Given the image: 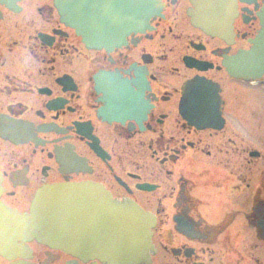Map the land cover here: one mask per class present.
<instances>
[{
	"label": "flooded vegetation",
	"instance_id": "flooded-vegetation-1",
	"mask_svg": "<svg viewBox=\"0 0 264 264\" xmlns=\"http://www.w3.org/2000/svg\"><path fill=\"white\" fill-rule=\"evenodd\" d=\"M55 187L148 264H264V0H0V264H107L22 230Z\"/></svg>",
	"mask_w": 264,
	"mask_h": 264
},
{
	"label": "water",
	"instance_id": "water-1",
	"mask_svg": "<svg viewBox=\"0 0 264 264\" xmlns=\"http://www.w3.org/2000/svg\"><path fill=\"white\" fill-rule=\"evenodd\" d=\"M82 191L73 187L46 189L39 195L50 198V203L41 207L39 200L31 216L23 218L22 230L27 227L38 230L42 227L45 229L44 236L67 246V251L73 254L77 252L74 240L80 237L81 253L96 254L107 264H148L150 252L153 251L151 230L154 220L136 206L115 203L98 216L88 214L78 218L77 204L75 208L74 202L81 197ZM78 227L80 229L76 231ZM66 239L69 243H63L62 240ZM99 241L110 243L109 249L94 252L84 250Z\"/></svg>",
	"mask_w": 264,
	"mask_h": 264
}]
</instances>
